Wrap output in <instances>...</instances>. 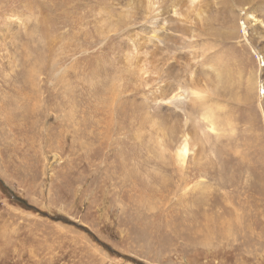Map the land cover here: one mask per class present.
<instances>
[{"label": "rangeland", "instance_id": "1", "mask_svg": "<svg viewBox=\"0 0 264 264\" xmlns=\"http://www.w3.org/2000/svg\"><path fill=\"white\" fill-rule=\"evenodd\" d=\"M157 3L0 0V264H264V0Z\"/></svg>", "mask_w": 264, "mask_h": 264}, {"label": "bare ground", "instance_id": "2", "mask_svg": "<svg viewBox=\"0 0 264 264\" xmlns=\"http://www.w3.org/2000/svg\"><path fill=\"white\" fill-rule=\"evenodd\" d=\"M147 1V6L148 7H152V6H160L157 2L159 0H146ZM257 19H254V21H256ZM187 141H184V144L179 148V150L177 151V157L179 158V160L181 162H184L186 160V157L188 155L189 152V146L186 143Z\"/></svg>", "mask_w": 264, "mask_h": 264}, {"label": "water", "instance_id": "3", "mask_svg": "<svg viewBox=\"0 0 264 264\" xmlns=\"http://www.w3.org/2000/svg\"><path fill=\"white\" fill-rule=\"evenodd\" d=\"M17 202H20L21 204H25V202L24 201H21L20 199H15Z\"/></svg>", "mask_w": 264, "mask_h": 264}]
</instances>
